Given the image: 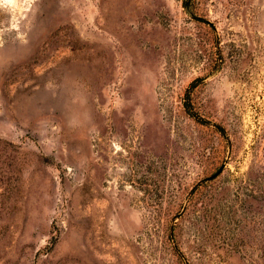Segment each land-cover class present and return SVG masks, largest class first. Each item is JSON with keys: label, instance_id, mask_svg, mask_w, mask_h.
Wrapping results in <instances>:
<instances>
[{"label": "rangeland", "instance_id": "374dc122", "mask_svg": "<svg viewBox=\"0 0 264 264\" xmlns=\"http://www.w3.org/2000/svg\"><path fill=\"white\" fill-rule=\"evenodd\" d=\"M0 264H264V0H0Z\"/></svg>", "mask_w": 264, "mask_h": 264}]
</instances>
